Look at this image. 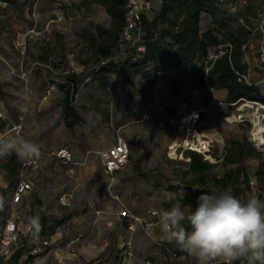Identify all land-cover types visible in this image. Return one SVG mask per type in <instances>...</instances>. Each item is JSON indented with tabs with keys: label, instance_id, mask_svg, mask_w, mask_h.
Masks as SVG:
<instances>
[{
	"label": "rangeland",
	"instance_id": "374dc122",
	"mask_svg": "<svg viewBox=\"0 0 264 264\" xmlns=\"http://www.w3.org/2000/svg\"><path fill=\"white\" fill-rule=\"evenodd\" d=\"M208 21L205 16L203 27ZM109 26L110 16L96 2L39 0L34 14L25 0H0V136L21 135L41 151V166L30 173L33 189L18 203L12 201L17 177L0 159V224L21 215L37 225L38 238L51 239V246L32 255L33 264H198L165 239L160 223L146 228V221L157 220L152 210L179 201L185 210L198 207L191 199L189 150L182 148L187 139L208 144L209 161L217 162L213 172L221 177L236 167L223 162L227 141L247 137L263 156L244 160L250 188L239 197L264 200V178L257 172L264 143L253 136L255 114L264 125V107L256 113L246 100L230 107L222 94L206 96L184 65L162 71L159 84L149 72L128 80L121 73H96L98 39ZM123 57L115 51L116 61ZM73 78L79 85L73 106L83 120L70 129L62 106ZM120 138L129 145V161L108 175L102 152ZM60 147L72 150L74 162L55 158ZM65 192L73 195L70 206L59 202ZM72 250L78 258L58 262L57 251ZM30 255L15 254L9 264H27Z\"/></svg>",
	"mask_w": 264,
	"mask_h": 264
},
{
	"label": "trees",
	"instance_id": "16d2710c",
	"mask_svg": "<svg viewBox=\"0 0 264 264\" xmlns=\"http://www.w3.org/2000/svg\"><path fill=\"white\" fill-rule=\"evenodd\" d=\"M85 1L87 5L95 2L101 4L110 16L109 28L102 29L101 40L98 39L99 65L96 73H121L128 80L138 73L149 72L158 79L162 71L184 65L196 89H202L206 96H212L215 89L224 88L227 89L224 101L230 107L244 100L264 104V90L260 85L248 82V66L244 62V45L251 38L256 26L255 20L258 23L263 0H246L245 3L239 2L235 8L232 3L237 0L154 1L151 10L142 13L134 38L127 43L123 53L119 52L124 56L120 61H116L114 56L115 51H119L125 24V1ZM205 16H208L209 21L203 27ZM141 45L144 46L143 51L138 49ZM104 59L107 61L102 63ZM196 65L199 67L196 68ZM78 92L79 85L73 78L65 91L62 106L65 123L70 129L83 120L73 106ZM187 152V157L190 158L188 169L195 174L191 186L192 200L198 199L202 194H215L225 189H232L233 194L239 197L242 190L250 188L244 160L263 156L247 137L231 139L224 146L223 162L235 164L236 167L220 177L213 172L217 162H210L200 152ZM19 165L20 159L16 153L6 158L5 168L9 174L17 177V182ZM257 172L264 178V160L260 162ZM211 182L213 185H210ZM241 185L245 187L242 188ZM6 219L0 224V228ZM32 258L30 255L28 260ZM235 264H245V261H237Z\"/></svg>",
	"mask_w": 264,
	"mask_h": 264
},
{
	"label": "clouds",
	"instance_id": "9594fccd",
	"mask_svg": "<svg viewBox=\"0 0 264 264\" xmlns=\"http://www.w3.org/2000/svg\"><path fill=\"white\" fill-rule=\"evenodd\" d=\"M13 153L38 158L40 148L21 135L0 136V159ZM198 201L194 213L180 201L158 213L169 243L181 246L198 264H264V201L255 195L242 200L230 189L202 194Z\"/></svg>",
	"mask_w": 264,
	"mask_h": 264
},
{
	"label": "built area",
	"instance_id": "2783aa9c",
	"mask_svg": "<svg viewBox=\"0 0 264 264\" xmlns=\"http://www.w3.org/2000/svg\"><path fill=\"white\" fill-rule=\"evenodd\" d=\"M29 10H33L35 14L36 5L39 0H25ZM126 3L125 24L120 37L119 52L123 53L127 46V43L131 41L139 26L141 15L143 12L151 10L154 1L160 2L161 0H124ZM225 2L226 0H219ZM246 0H237L232 3V7L240 2L245 3ZM143 51L144 46L138 47ZM261 57L264 60V49L261 51ZM107 60H102L105 63ZM98 68V66L96 67ZM77 71H83L84 66H79ZM54 88L51 86L49 93ZM250 107L254 108L258 105L263 106L259 101L246 100ZM256 131H253V136L256 138ZM202 133L197 132V136H201ZM206 142V141H205ZM35 143V142H33ZM185 143V142H184ZM36 144V143H35ZM37 145V144H36ZM181 145V144H180ZM184 150H193L200 152L204 155L205 159L211 160V153L208 144L197 146L196 144H190L187 139L185 145L182 147ZM41 152V151H40ZM56 159L62 163L74 162V155L72 150L68 147H60L52 152ZM130 157V148L126 141L119 139L115 144L108 147L102 152L103 170L108 175H113L121 171L128 163ZM190 160V158L188 157ZM41 166V153L38 158L25 159L22 157L19 165L18 182L15 186L12 201L18 203L22 200L23 196L33 189V182L30 177V173L36 171ZM259 198L258 196H256ZM260 199V198H259ZM73 195L65 192L60 195L59 202L63 206L72 205ZM261 200V199H260ZM264 201V200H262ZM197 208V207H196ZM194 209V212L196 210ZM193 212V213H194ZM159 211L154 209L151 211V215L157 220L155 222L146 221V228L152 227L156 223H160ZM136 220L141 224L144 219L136 217ZM52 245V241L49 238H38V229L35 223L28 221L20 217L19 215L12 214L9 216L3 227L0 228V264H8L12 257L16 254L18 249H25L28 254L35 255L43 252L46 248ZM176 254V252H173Z\"/></svg>",
	"mask_w": 264,
	"mask_h": 264
},
{
	"label": "crops",
	"instance_id": "0c3cea01",
	"mask_svg": "<svg viewBox=\"0 0 264 264\" xmlns=\"http://www.w3.org/2000/svg\"><path fill=\"white\" fill-rule=\"evenodd\" d=\"M262 49H264V11L261 12L260 14V18L258 20V23L253 29L251 38L244 45V62L248 66V72H247L246 78L248 82L258 84L261 86L262 90H264V60L261 57ZM179 66H176L175 68ZM159 80H160V76L157 79L158 84L160 83ZM214 93L215 95L222 94L225 98L227 95V89H224V88L219 89V90L215 89ZM19 159L21 160L22 157L19 156ZM32 182L34 186V181L32 180ZM26 195L23 196L22 200L24 199ZM19 216L22 217L21 215ZM23 219L32 221L31 219H26V218H23ZM23 251H25V249L23 248L18 249V251L16 252V255L17 253H21ZM56 254H57L56 257L58 259V262L60 263H64L70 260H75L76 258H78V253L75 250L68 251V252L57 251ZM33 258L31 260H28L27 264H33L32 262ZM10 262L11 260L8 262V264Z\"/></svg>",
	"mask_w": 264,
	"mask_h": 264
},
{
	"label": "bare ground",
	"instance_id": "6f19581e",
	"mask_svg": "<svg viewBox=\"0 0 264 264\" xmlns=\"http://www.w3.org/2000/svg\"><path fill=\"white\" fill-rule=\"evenodd\" d=\"M241 108H243V106L241 107ZM261 108H263V106H258V107H255V109L257 110L256 111V113H258V110L259 109H261ZM261 118V115H259V114H255V123H256V132H255V134H256V139L257 138H260V139H262V143H264V137H262V136H259V133L260 132H263L264 133V125H262V124H260V118ZM201 133V132H200ZM202 135H204V133H202L201 134V136ZM258 140V139H257ZM173 147V146H172Z\"/></svg>",
	"mask_w": 264,
	"mask_h": 264
}]
</instances>
